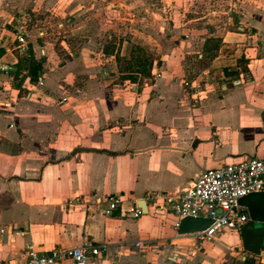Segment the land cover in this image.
Segmentation results:
<instances>
[{
  "label": "crops",
  "instance_id": "obj_1",
  "mask_svg": "<svg viewBox=\"0 0 264 264\" xmlns=\"http://www.w3.org/2000/svg\"><path fill=\"white\" fill-rule=\"evenodd\" d=\"M200 1L160 0L157 9L151 0H0V261L24 264L27 245L48 254L85 242H142L96 264H167V253L194 245L177 236V217L150 204L138 219L102 216L91 195H120L128 209L147 192L173 196L208 170L264 158V0H227L222 11H198ZM96 7L104 19L76 24L74 14ZM47 12L54 24L31 26ZM19 15L30 32L24 56L13 41ZM129 38L158 56V77L118 81L115 54L128 57ZM106 44L113 54H103ZM30 52L41 62L36 81ZM193 79L204 86L200 103L182 85ZM246 260L264 264V254L246 253L240 232H227L189 264Z\"/></svg>",
  "mask_w": 264,
  "mask_h": 264
},
{
  "label": "built area",
  "instance_id": "obj_2",
  "mask_svg": "<svg viewBox=\"0 0 264 264\" xmlns=\"http://www.w3.org/2000/svg\"><path fill=\"white\" fill-rule=\"evenodd\" d=\"M14 34L15 49L20 56L27 55L29 50L30 32L24 17L19 15L16 20ZM39 38H44L43 31L38 32ZM44 53L41 52V56ZM264 70V66L262 67ZM7 70V69H5ZM151 76L158 77L151 72ZM38 86H42L40 81ZM188 91L193 103H200L205 93L201 81L196 79L182 83ZM225 84L219 85V90H225ZM74 94H81L75 90ZM67 98L55 101L59 107L67 103ZM256 193H264V158H245L240 161L226 164L214 170L202 173L191 185L176 195H167L158 192H147L142 199L155 211L172 214L178 218L175 229L184 218H198L209 220V226L200 232L177 235L191 238L193 247L186 252L170 251L166 255L167 264H189L198 253L204 250V246L213 242L216 238L227 232H240V229L249 221L246 209L239 206L240 199ZM92 206L102 216L118 214L124 218L138 219L143 211L137 202H132L128 209H124L126 200L120 195L98 196L91 195ZM142 242H119L111 246L108 243L85 242L79 246L58 248L48 254H39L31 246H26V262L24 264H96V262L112 251L114 258H120L125 250L138 251L144 247ZM172 246V243H164L163 246ZM132 249V250H131ZM127 250V251H128ZM0 264H11L0 261Z\"/></svg>",
  "mask_w": 264,
  "mask_h": 264
},
{
  "label": "trees",
  "instance_id": "obj_3",
  "mask_svg": "<svg viewBox=\"0 0 264 264\" xmlns=\"http://www.w3.org/2000/svg\"><path fill=\"white\" fill-rule=\"evenodd\" d=\"M129 47L128 57H120L118 52L115 54V61L118 70V81L120 82H128L131 84L140 85L144 80L151 79V69L152 65L155 61L159 62L158 56L149 51L145 46L138 42H131ZM211 43V47L215 50H218L219 43L218 41H208ZM114 46L111 44H106L103 46V54L111 55L114 53ZM243 59V58H242ZM241 59V60H242ZM27 67L29 70V76L32 81H36L37 74L41 70V62L37 61L33 58L30 52L29 59L27 61ZM22 64H18L16 67V71L13 73L14 80H17L19 73L21 72ZM227 73V72H226ZM228 74V73H227ZM19 82L14 85V87H18ZM249 260H246L244 264H248Z\"/></svg>",
  "mask_w": 264,
  "mask_h": 264
},
{
  "label": "water",
  "instance_id": "obj_4",
  "mask_svg": "<svg viewBox=\"0 0 264 264\" xmlns=\"http://www.w3.org/2000/svg\"><path fill=\"white\" fill-rule=\"evenodd\" d=\"M246 209L249 221L240 229L243 250L253 256L264 254V193L250 194L238 202ZM142 210L146 204L142 200L137 203ZM210 224L209 220L198 218H184L179 223L178 234L185 235L205 230ZM253 264L251 260L249 262Z\"/></svg>",
  "mask_w": 264,
  "mask_h": 264
},
{
  "label": "rangeland",
  "instance_id": "obj_5",
  "mask_svg": "<svg viewBox=\"0 0 264 264\" xmlns=\"http://www.w3.org/2000/svg\"><path fill=\"white\" fill-rule=\"evenodd\" d=\"M95 1H97L99 4H104V0H92V2H95ZM151 1H153V3H155L157 9L161 5L160 0H151ZM200 2L201 3L199 5L196 4L198 6V8H197L198 11H201V10L222 11L227 6V0H201ZM96 6H98V4ZM100 9L101 8L96 7L95 9H93L94 10L93 13H92V11H89V10L86 11L87 13H84V11L81 13L77 12L76 14H74V16H76V24H79L80 22L87 20L89 18V15H91V17L94 18L93 19L94 22L99 23L102 19H104L103 10H100ZM48 16H50V17H48ZM31 20H32L31 26L37 25L38 27H42V28L44 27L45 28L47 25H49L51 23L54 24L57 21V18L55 16V13L47 12V13H38L37 16L31 18ZM89 20L90 19H88V21ZM216 22H219V24H222L223 21H216ZM231 30L235 31L232 27H231ZM94 50H96V49H94ZM231 50H232V48L227 49L225 47H221V51H224V52H229ZM101 80H102V78H101ZM221 244H224L223 241H221ZM221 244H218V245L215 244V245H213V247L210 248V250H212V249L214 250L213 253H214V255H216L213 259L214 262H216V263H217V254L216 253H218V251L220 252L222 250V249H220ZM205 246L208 247V244H206ZM226 254L227 253H225V255Z\"/></svg>",
  "mask_w": 264,
  "mask_h": 264
}]
</instances>
